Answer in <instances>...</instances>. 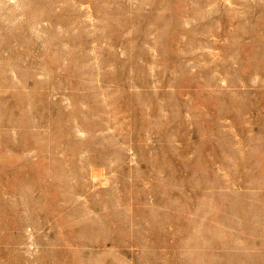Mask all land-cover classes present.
<instances>
[{"label":"rangeland","instance_id":"rangeland-1","mask_svg":"<svg viewBox=\"0 0 264 264\" xmlns=\"http://www.w3.org/2000/svg\"><path fill=\"white\" fill-rule=\"evenodd\" d=\"M0 264H264V0H0Z\"/></svg>","mask_w":264,"mask_h":264}]
</instances>
